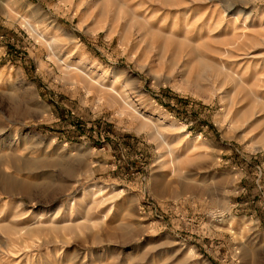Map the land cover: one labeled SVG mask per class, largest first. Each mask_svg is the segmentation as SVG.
I'll return each instance as SVG.
<instances>
[{
	"label": "rangeland",
	"instance_id": "1",
	"mask_svg": "<svg viewBox=\"0 0 264 264\" xmlns=\"http://www.w3.org/2000/svg\"><path fill=\"white\" fill-rule=\"evenodd\" d=\"M0 264H264V0H0Z\"/></svg>",
	"mask_w": 264,
	"mask_h": 264
}]
</instances>
